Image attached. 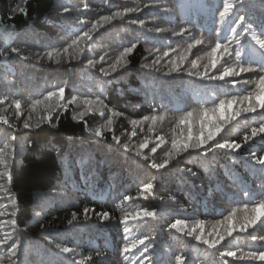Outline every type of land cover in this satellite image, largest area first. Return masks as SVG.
Instances as JSON below:
<instances>
[{
	"label": "trees",
	"instance_id": "16d2710c",
	"mask_svg": "<svg viewBox=\"0 0 264 264\" xmlns=\"http://www.w3.org/2000/svg\"><path fill=\"white\" fill-rule=\"evenodd\" d=\"M236 3L239 10H234V16H245L244 26L252 32H264V0H236ZM222 4L223 0H28L25 5L24 0H0V23L8 26L6 33H0V99L7 97L0 104V111L12 99L22 102L19 120L12 108L4 113L16 126L15 130L0 124V148L11 136L17 137L11 184L0 179V183L10 187L16 200L17 228L12 236L13 240L20 241L17 264H76L77 261L176 264L178 255L186 258V264H224L225 260L229 264H264V261L222 257L219 252L169 227L176 220L186 221L189 229L197 221H204L206 235L208 228L219 229L218 222L233 210L242 218L245 205L251 207L264 198V168L255 164L251 155L255 152L264 156V135L243 143L245 133L264 121L261 114L264 110L241 115L217 137L221 142L241 143L238 151L213 148L202 155L190 150L164 169L157 171L150 167L151 161L161 163L168 159L173 130L177 136L182 132L187 134V125L177 127L176 123L185 112L212 109L222 99L256 90L257 73L226 78L242 81L235 87L224 81L201 80L186 74L191 69V60L198 57V70L204 71L209 63L207 53L217 42L227 44L231 39V49L240 48L229 23L222 25L219 21ZM25 6L26 16L17 11ZM63 7H68L69 12L64 13ZM125 8L138 11L105 24L89 42L91 49L79 59L63 55L59 63L48 59L49 52H62L76 35L100 17ZM133 19L142 20L143 26L131 23ZM80 20L85 23L80 24ZM182 29L187 31L176 35ZM194 39H203L204 43L192 50L180 72L165 75L170 61L184 53ZM241 41L247 45V34ZM132 43L137 47L128 57L127 68L107 77L102 75L99 68L108 69L123 47ZM11 47L21 49L28 59L11 54ZM165 51L169 56L163 57ZM4 52L9 53L7 59L2 55ZM105 53L107 63L95 68L88 66L89 60H98ZM159 57L163 58L154 68L142 67ZM226 59L228 64L234 63V56ZM221 65H225L223 60L217 65L222 70ZM60 87L65 88L62 103H67L72 96L78 97V102L68 105L67 111L58 109L55 127L42 124L39 129H23L32 102L42 100L49 91ZM97 96L106 105L100 110L104 115L93 112L83 121H74L72 117L84 111L82 101ZM42 112L43 106H39L32 113L33 121ZM152 115H164L165 119L157 121L151 133L150 121L139 126L131 123ZM109 117L113 120V130L102 129L100 138L92 135ZM199 128V121L194 118V135ZM113 135L120 138L121 144L127 143L130 151L115 143ZM156 136L163 137L166 143L152 153L151 149L159 143ZM145 139L149 143L143 154L149 157L148 161L135 155ZM147 183L155 186L151 193L141 191ZM125 196L133 199L125 202ZM5 208L12 210L7 196L0 198V210ZM85 208L89 209L87 218ZM141 209L156 215L130 221L129 240H126L120 219L126 212ZM97 212H108L109 218L102 219ZM74 213L76 219L69 224ZM239 234L228 238L221 250L264 251V241H254L248 235L243 241ZM135 239H145L148 252L141 255L144 247L141 245L124 259L121 248ZM56 245L75 252L65 255ZM6 249L7 246L0 247V256H5L3 264H9ZM85 257L91 259L85 260Z\"/></svg>",
	"mask_w": 264,
	"mask_h": 264
},
{
	"label": "snow or ice",
	"instance_id": "6c2138e0",
	"mask_svg": "<svg viewBox=\"0 0 264 264\" xmlns=\"http://www.w3.org/2000/svg\"><path fill=\"white\" fill-rule=\"evenodd\" d=\"M25 5L28 3V0H24ZM85 9L87 5L84 6ZM145 7H148L145 4ZM234 10L238 12V5L236 0H223L222 9L219 10V21L223 25L229 23L230 31L235 38V43L240 46V48L233 51L231 49L232 40L229 39L227 44H222L217 42L214 47L211 48V51L207 53L209 58V63L204 66V71L201 72L198 70V57L197 59L191 60V69L186 71V74L189 77H197L201 80L207 79L211 81H224L225 83H230L233 87L237 84H240L242 81L238 79H226V78H236L241 77L242 74L246 73H257L258 80L256 83V90L249 92L247 95L242 96H231L228 99H222L218 104L215 105L212 109H201L198 113L193 111H187L177 119V127L180 125H187V134L183 132L177 136L175 130H173V136L171 140V149L167 153L168 159H164L161 163H156L155 161L150 162V167L156 169L157 171L166 168L173 160H176L178 157H182L185 153H189L190 150L200 152L202 155L206 154L213 150L217 149H229L233 152L238 151L242 148L241 143H229L227 140L221 142L217 139L222 132L225 131L226 125L230 124L232 121L237 120L241 115H246L249 113H257L260 110H264V32L257 34L252 32L249 28L244 26L246 17L240 15L238 17L234 16ZM17 11L22 15H27V8L19 7ZM137 8H125L124 10L114 11L111 15H106L100 17L97 21L91 24V27L87 30H82L78 35L72 39L71 43L67 47L63 48L62 52H49L47 57L49 60L55 59L57 63L60 62L59 57L61 55L65 57H70L73 60L79 59L86 50H90L92 45L89 43L93 41L94 36L105 24H110L116 19H123L129 13L137 12ZM63 12L68 13V7H63ZM80 24H84V20L79 21ZM133 24H140L143 26V21L133 19L131 21ZM6 25L0 23V33H6ZM238 29L240 31H238ZM157 31H162L157 29ZM187 30L182 29L176 35H183ZM247 34L248 43L247 45L242 44L241 37ZM203 39H194L192 42L188 43L185 52L179 55L178 57L173 58L170 61L171 66L168 69V72L164 73L165 75H171L173 73H178L182 70L184 63L188 60L189 54L192 53V50L196 48L197 45L203 44ZM137 45L132 43L130 46L123 47L122 51L114 58V62L109 65L108 69L100 67L99 71L105 77L110 76L114 73L120 72L127 68L130 61V57ZM243 49V51H241ZM172 51H176L172 49ZM10 53L18 56L20 59H28L21 52V49L17 47H11ZM151 55V52L149 53ZM7 59L9 56L8 52L2 53ZM107 53L99 57L98 60H89L88 66L95 68L98 64L107 63L106 60ZM169 56V52L165 51L163 57ZM234 56V63L228 64L226 57ZM163 57H159L153 61L152 64H143L142 67L145 68H154L156 64L159 63V60ZM258 57V58H255ZM223 60L225 65H221V69L217 68V65L220 61ZM159 71V69H156ZM243 83H248V81H243ZM65 99V88L60 87L54 91H49L43 99H36L31 104V112L27 119L23 121L22 128L25 130H34L39 129L42 124H48L52 127H55L54 119L59 116L58 109H63L67 111L68 105L75 104L78 102V97L72 96L67 100V103H62ZM55 100V103L51 101ZM7 101V97L0 99V104H4ZM84 105V111L79 112L77 115H74L72 119L74 121H83L86 115L92 114L93 112H100V115L103 116L104 113L100 111L102 108L106 107L103 99L100 96H97L95 99H89L82 101ZM39 106H43V112L38 119L33 121L32 113H36ZM236 106V107H234ZM9 108L15 110V117L19 120L22 116V102L20 99H12L7 108H4L0 111V124L6 125L9 128L15 130V125L12 124L8 117L4 113L9 111ZM264 115V112H261ZM113 115H118L113 113ZM195 117L199 121V132L193 134L192 131V121ZM165 119L164 115H152L145 116L143 120L136 121L133 120L131 123L133 126L143 125L146 121H150L148 125L149 133L153 132V126L157 121H163ZM112 117L107 119L105 125L97 127L92 131V135L95 137H102V129H106L111 132L112 129ZM135 135V132L132 133ZM264 135V121L259 124V127H253L250 130V133H245L243 136V143L247 144L250 140L257 136ZM17 139L16 136H11L10 139L4 143L3 148H0V179L6 180L7 184H11V169L16 163L15 160V148L14 142ZM223 139V137H221ZM113 140L115 143L121 145L125 151H130L129 145L127 143L121 144L120 138L113 135ZM156 140L159 141L155 147L151 149L152 153H156L157 149L161 147L162 144L166 143L163 137L156 136ZM214 142V143H213ZM149 141L145 139L142 143L139 144L135 155L141 157L143 160L148 161L149 157L143 154V149L148 145ZM254 158V163L260 165L264 168V156H258L255 152L251 153ZM195 175V173H193ZM154 185L147 183L141 189L142 192L151 193L154 189ZM7 196L12 205V210L9 211L7 208L5 210H0V247L7 246L6 257L9 264H17V253L20 248V241L13 240L12 232L17 228V212L15 210L16 200L12 196L10 187H5L4 184L0 183V198ZM133 197L125 196L124 201H131ZM89 209H84V215L87 218ZM244 214L242 218L238 217L237 211L233 210L222 220L218 222L219 229L214 232H209L205 235L204 231V221H197L195 226L191 229L188 228V224L184 220H176L174 223L169 225L170 229L175 230L177 233L187 235L194 238L200 244H203L210 250H215L219 252L220 256H228L233 259L238 260H256L264 261V251H240L231 250L222 251L221 247L226 246L225 241L228 238H232L235 233H247L252 240L264 241V235H257L255 231H249L250 229H256L257 227L264 228V198L259 199V201L253 204L251 207L245 205ZM98 217L102 219H108V212H97L95 213ZM156 215L155 212L149 211L148 209H141L135 212H126L120 219V223L124 225L125 239L129 240L128 233L130 232L129 222L137 221L144 218H154ZM76 219L75 213L72 216V219L68 221L71 224ZM11 229L12 231H5V229ZM199 230V232H197ZM11 242V243H10ZM143 245V253L148 252L149 247L145 243V239H135L126 242L121 248V255L124 256V259L128 258V254H131L139 246ZM59 251L65 255L69 253H74L75 250L69 247H62L56 245ZM79 255V253H75ZM5 256H0V264H3ZM85 260L91 259V257H85ZM176 264H186V258L182 255L175 257ZM76 264H83V261H77ZM224 264H229L227 260L224 261Z\"/></svg>",
	"mask_w": 264,
	"mask_h": 264
},
{
	"label": "rangeland",
	"instance_id": "374dc122",
	"mask_svg": "<svg viewBox=\"0 0 264 264\" xmlns=\"http://www.w3.org/2000/svg\"><path fill=\"white\" fill-rule=\"evenodd\" d=\"M194 113L196 112V111H193ZM195 118V117H194ZM194 118H193V121H194ZM192 121V122H193ZM96 138H100V137H96ZM205 230V229H204ZM216 230H218V229H216V227H214L213 226V228H211V229H206V235H207V233H209V232H214V231H216ZM250 231H252V230H250ZM255 232H256V234L258 233L259 235H263L264 234V228H260V227H257L256 229H255ZM239 236H241V238H242V240L244 241V240H246V238L248 237L247 236V233H240L239 234ZM232 238H234V236L232 237Z\"/></svg>",
	"mask_w": 264,
	"mask_h": 264
}]
</instances>
